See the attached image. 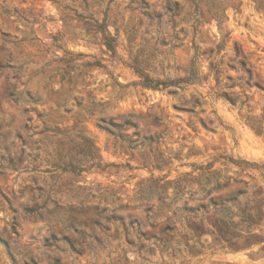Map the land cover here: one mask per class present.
Returning <instances> with one entry per match:
<instances>
[{"label": "rangeland", "instance_id": "374dc122", "mask_svg": "<svg viewBox=\"0 0 264 264\" xmlns=\"http://www.w3.org/2000/svg\"><path fill=\"white\" fill-rule=\"evenodd\" d=\"M0 264H264V0H0Z\"/></svg>", "mask_w": 264, "mask_h": 264}, {"label": "trees", "instance_id": "16d2710c", "mask_svg": "<svg viewBox=\"0 0 264 264\" xmlns=\"http://www.w3.org/2000/svg\"><path fill=\"white\" fill-rule=\"evenodd\" d=\"M104 34H105V37L107 39V45L109 47V49H114V44L112 42V37L110 36V34L107 32L106 29H101ZM197 67L193 66V69L191 70V73L189 76L187 77H182V78H179L177 80H174V81H170L167 85L165 84V87L167 86H171V85H177L179 84L180 82H187V83H193L195 82V80L197 79V75H198V71H197ZM162 83L160 81H157L155 85H149L153 88H158Z\"/></svg>", "mask_w": 264, "mask_h": 264}]
</instances>
